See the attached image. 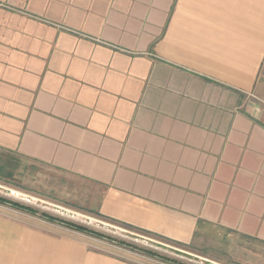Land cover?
I'll list each match as a JSON object with an SVG mask.
<instances>
[{"label":"crops","instance_id":"0c3cea01","mask_svg":"<svg viewBox=\"0 0 264 264\" xmlns=\"http://www.w3.org/2000/svg\"><path fill=\"white\" fill-rule=\"evenodd\" d=\"M262 104L264 0H0L1 178L44 165L110 220L264 246ZM0 264L134 263L0 212Z\"/></svg>","mask_w":264,"mask_h":264},{"label":"rangeland","instance_id":"374dc122","mask_svg":"<svg viewBox=\"0 0 264 264\" xmlns=\"http://www.w3.org/2000/svg\"><path fill=\"white\" fill-rule=\"evenodd\" d=\"M264 113V104H262ZM12 180V181H8ZM98 189L44 165H29L14 179L0 177V198L29 207L37 215L0 205V212L33 225V230L75 237L96 250L132 260L134 264H264V246L228 232L206 227L189 245H177L153 235L96 216ZM46 214L63 222L85 226L94 238L45 221Z\"/></svg>","mask_w":264,"mask_h":264},{"label":"trees","instance_id":"16d2710c","mask_svg":"<svg viewBox=\"0 0 264 264\" xmlns=\"http://www.w3.org/2000/svg\"><path fill=\"white\" fill-rule=\"evenodd\" d=\"M8 204L11 205V206L13 205L17 210L22 211V212L27 213V214H30V215H37V214H38L35 210H33V209L29 208V207L21 206V205H18V204H13V203H11V202H8L7 200H4L3 198H0V205H8ZM39 215H40L45 221H48V222H51V223H52V222H59V223L63 224L64 227H66V228L69 229V230H72V231H75V232H78V233H82V234H85V235H87V236H91V237H94V238H101V236H100L99 234H97V233H95V232H92L91 230H89V229L86 228L85 226L78 225V224H75V223H72V222H63V221L57 220L56 218H53V217H51V216H48V215H46V214H44V213L39 214ZM96 216H97L98 218H101V219H104V220H110L109 218H106V217H104V216H101L100 214H96ZM110 221H112V222H114V223H117V224H121V225L124 226V227H128V228H131V229H135V230H137V231H139V232H143V233H146V234L152 235V234H150V233H147V232L141 231V230H139V229L133 228V227L128 226V225H126V224H122V223H119V222H116V221H113V220H110ZM153 236H154V235H153ZM155 237H158V236H155ZM158 238H160V239H162V240H164V241H167V242H170V243H173V244H177V245L182 246L181 244H178V243L172 242V241H170V240H167V239H164V238H161V237H158Z\"/></svg>","mask_w":264,"mask_h":264},{"label":"built area","instance_id":"2783aa9c","mask_svg":"<svg viewBox=\"0 0 264 264\" xmlns=\"http://www.w3.org/2000/svg\"><path fill=\"white\" fill-rule=\"evenodd\" d=\"M263 122H264V114H263Z\"/></svg>","mask_w":264,"mask_h":264}]
</instances>
